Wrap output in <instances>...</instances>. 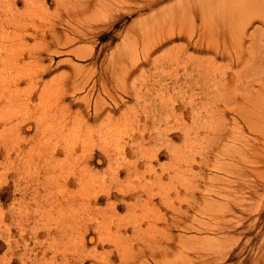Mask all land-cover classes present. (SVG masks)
<instances>
[{"label": "rangeland", "instance_id": "obj_1", "mask_svg": "<svg viewBox=\"0 0 264 264\" xmlns=\"http://www.w3.org/2000/svg\"><path fill=\"white\" fill-rule=\"evenodd\" d=\"M0 1V22L5 20L3 22V24H5V30L3 27H0V40H9V42L12 39L16 40L13 41V45H10L12 51L9 49V53L7 50H0L2 54H0V67L5 64L9 65L10 62L8 60L10 57L6 55L9 54L11 56L13 54V58L11 57L13 68L9 71L13 70L22 73V78L19 83L13 85V89L14 87H19L16 91L15 89L13 90V94H15V96H13V105L21 106L20 110H16L17 108L15 107H13V110H8L5 107L9 105L5 100V96L9 95L11 91L7 89L2 90L1 94H3V96L0 97L2 112H0V116L2 115L1 117L5 119L8 116H12L11 119H7L9 121L8 125L10 123L13 126L17 125L15 128L20 125V133L23 129L25 130L21 133V137H13V145L17 149L18 146L23 145L32 147L31 144L34 145L37 141V143L40 142V144L44 146V149L41 148L40 150L41 153L52 156L56 161L58 160L54 163L53 167L48 165L50 168L44 164L43 166L37 165L38 163H36L35 158L33 162L27 161L29 163H25L24 165L23 163L19 164L15 157L17 152L16 149L13 150V165L8 167L4 160L6 158L5 155H1L3 151L0 146V161L2 162H0V166L3 172V174L0 172V264H21L23 256L24 260H28L31 264L34 262V258H36L37 254L38 258L42 257L46 251L47 244L52 242V240L49 239V234L54 231H60L61 229L62 232H65L66 225L67 228L69 227L67 231H72V229L76 227L75 230L79 232L78 234L83 231V235L87 233L86 236L95 238L94 243L87 241V245L84 244L83 246L85 242L81 241L83 237H80L81 244L78 245L80 247L76 244V248H74L72 252L70 251L71 253L75 252L76 255L80 252L77 257L82 259V264H91L93 262H96V264H255L254 261L257 255L262 252L260 250L264 247V40L257 44V48L250 49L251 41L247 40L245 35L243 37L242 32L244 28L250 24V21L252 19L255 20L256 17H259L260 20L254 22L250 31H255L256 28H261V26L264 25V0H226L222 9L221 7V10L219 9L220 15L238 13L237 15L240 17L230 22L225 35L216 32L214 29L213 24L215 20H211V18L215 16L216 13L211 11V14H214L210 15L207 37L204 39V45L207 50L204 53H198L195 52L194 49H191L190 54L192 53V56L187 57L188 60L190 58L189 62L185 61L184 57L177 54V50V52L169 51L168 48L155 50L158 38L164 35L165 32L162 27L161 29L159 27L160 18L156 17V15L149 18V16L155 13V9L157 10L165 7L167 10H170L174 3L179 4L178 2L181 0H168L161 5L155 6L153 10L140 7L143 2H148V0H141V3L139 1L136 2V0H130V2L125 3L127 8L126 11H121L120 8L110 9L109 6L116 5L115 3L119 4L118 2H112L115 0H100V4L98 0H73V2L70 0V3H65V1L61 5H57L55 0H34V3H30L29 0L27 2L26 0H5L7 3L4 0ZM86 1L88 3H86ZM110 1L112 3H110ZM77 2L80 3L76 4ZM93 2L95 3L92 4ZM108 2L110 4H108ZM35 3H38V5L36 6ZM43 5H45L46 8ZM9 6L11 8L7 9ZM29 7H32V9L30 8L31 11ZM4 9H7V11ZM24 9H26L25 12L27 11V14L24 12ZM118 11L121 12L118 13ZM29 12H31V14H29ZM41 13L43 16L39 15ZM111 13L113 14L110 16ZM28 14L30 15L29 17ZM31 15H33V17L36 15L39 16L37 17L38 20ZM114 15L119 19L113 20L114 18L112 19V16ZM6 16H9V19H7L8 17ZM17 16L18 18L16 19ZM178 21H180V19H178ZM196 23L201 25L202 21L197 19ZM0 26H2V23H0ZM168 26H170V24H168ZM184 27L186 32L190 33L193 27V22L190 18L184 20ZM14 31L15 33H13ZM29 33L31 35H29ZM19 35H21V37ZM68 36L71 38L77 36L81 42H77L72 47H58L56 38L60 37L62 39L61 42H63ZM196 39L197 38H195V40ZM1 41L0 47L3 48ZM176 43H178V45L182 43L185 44L184 41L180 40ZM70 48H79L80 53L85 54L93 50L94 54L88 57L91 59L79 58L77 55L68 52ZM57 49L60 54L56 53ZM222 54H224V57H222ZM1 57L5 59V64H3L4 59L2 61ZM136 62L140 64L139 68L136 67ZM253 63H256L254 70L245 69ZM190 68L191 71L193 70L192 68H194L192 72L194 79H192L190 83H183V86H175L176 82H173V76L176 77V75L179 74L180 78H183V76H185L183 73L186 70H190ZM106 71H108L109 76L108 84L103 87L102 84L98 82V84L92 88L93 81L100 78ZM129 72L131 76L128 77ZM202 73L203 76H201ZM208 73L211 78L207 76ZM89 76H94L92 77L94 79L91 85L87 86V88L84 89L85 91L78 93L77 99H83L90 95L87 100H89L91 108L89 107V110L86 109L87 101L79 106L76 104L72 107L69 106L71 97L68 95L67 85L73 83L78 78L85 79ZM221 80L229 84V87H227L229 91L222 87V85L220 91L218 90L219 88H217L218 85L214 87L215 84H219ZM197 81H200V84ZM4 84L6 85L7 83ZM190 84L193 85L190 86ZM249 84L250 87L248 86ZM48 88L50 91L52 90L51 94L48 93L50 92ZM44 90L48 91L46 92ZM177 90L179 93H177ZM193 91L196 92L194 97ZM253 91H255L254 99L244 98V96H251L250 94ZM137 92L141 93L138 94ZM43 93L47 94L46 98L51 97L49 101L45 99ZM185 93H188L189 97L191 96L190 98L193 100L191 103L193 104L187 99L186 101L184 100L182 95ZM207 93H210V97L213 101L211 104L206 102L202 105L203 101L200 97L203 95L205 96V94L207 96ZM44 103L47 104L46 109L38 108L40 104ZM95 103H98L100 109L103 108L99 111L101 114L99 113L96 118L101 116L97 120L90 121V123L84 126V122L81 121L87 118V111L90 112L89 116H91L92 119L96 116ZM84 105H86V108ZM66 106L67 108L69 106L67 111L65 110ZM106 107L109 108L107 109ZM21 108L25 109L24 112ZM123 110L125 113H123ZM192 111L196 114L199 112L202 115L200 114L201 116H198L192 113ZM110 112L114 114L112 115L113 118L110 123L113 124L114 122L115 125L107 121L109 116L112 117ZM79 113L81 114L80 116ZM124 114H126L127 117ZM132 115L135 116L132 117ZM117 117L119 120L116 119ZM80 118L83 119L81 120ZM104 119L106 120L104 121ZM126 119L132 121L134 127L131 122L127 121L130 123V126H128L129 124L127 125ZM37 121H39L38 124ZM106 122L108 125H111V128L114 126L112 130H109L110 135L112 134L111 146L118 145L119 147L120 144L122 147L119 149L126 148L125 151H127L129 156L127 162L130 164L124 161L126 166L123 160L120 162V165L124 166V168L123 166L121 167L122 169L120 166L118 167L117 164L115 168L112 164L114 162L113 159L110 160L101 153L103 145L101 142H97L100 136L91 133V130L95 132L104 127L110 128V126L105 124ZM101 124L106 126H102ZM81 125H83L81 128H87L85 129L87 133L84 134V132L82 137L81 133L83 131L78 130V127ZM126 126L127 128H125ZM38 127L42 128L39 134L36 130ZM119 127L120 129L121 127L124 128L123 130L121 129L123 132ZM188 127H190L191 130H189ZM67 128L71 129V135H76V140L77 137L80 136V140H77L80 144H76L77 141H74L72 136L65 134V129ZM18 130L19 128H17L16 132H18ZM115 130L119 132V134H117ZM124 131H126L125 134ZM78 132H81L80 135ZM189 133L192 135L188 137L187 141V137L184 136ZM13 134L16 133L13 132ZM92 135L95 136L94 139L96 140L94 142L97 144L91 143L93 145L92 147L90 143H88L90 146L87 145V142L83 143L86 145L85 147L89 146V149L88 147L85 148L82 146V142H85L83 137L85 136L88 140L89 136L91 137ZM49 137L50 139L52 138L51 141H49ZM61 138L69 139L71 141L70 146H68L69 143L66 145L64 143L62 145L61 142L57 141ZM114 138L120 139L121 142L118 140L114 141ZM91 140L92 139H90V142H92ZM170 143L171 145H169ZM53 145L56 146V149ZM163 145L164 147H162ZM143 146L145 151L143 150ZM170 146L171 149H169ZM67 147H69V149L75 147V150L72 148L73 150L66 151ZM83 148H85V150H91V152H93L92 155L97 154V157H93L94 160L88 158L86 163H82V152H85L83 153L84 157L85 155L86 157L87 155H89V157L91 155V152L90 154H86L87 150L83 151ZM115 148L117 147L115 146ZM172 149H174L173 151H176L177 154H174ZM168 150H171L173 153H170ZM70 151H74L75 153H70ZM153 152L157 155H154ZM30 153L28 152L26 156L31 158L32 152ZM66 153H69V156H66ZM150 154L155 157L152 155L150 156ZM35 155L36 153L33 157ZM79 155H81V157ZM156 156H158V158H156ZM76 157L78 159H75ZM66 158H69L70 161ZM154 158L156 160H153ZM149 159L153 161L150 163ZM75 160H77V162L81 161V163H77ZM110 161H112V163ZM133 161L135 162L133 163L134 166L131 164ZM73 162H76L77 165L75 164V166H72L71 164H73ZM149 163L152 166L149 165ZM87 165L89 169L86 167ZM108 166L112 169H110L111 173L108 172ZM128 166L131 167L130 169H132L133 172L128 170ZM36 168L37 170H35ZM84 169L85 171L87 169L88 177L85 176ZM147 169H149L148 171H152H150V173H153V176L146 171ZM31 170H35V172ZM116 170H118V172L121 170L118 173V177L120 178L113 177L112 171L115 173ZM137 171H139L138 174L141 177L143 176L142 178L144 180L141 179L139 175V177L136 176L135 173ZM30 172L32 176L29 177V175H31L29 174ZM74 172L76 175L73 174ZM89 172H94L93 179H91L92 176L89 177V174H91ZM95 172H98L97 174L100 176L96 177L97 174ZM155 173L157 175L156 177L154 176ZM82 174L85 178L87 177L86 181L89 184L86 185V183L83 185L90 186L89 188L93 191L90 190V192L88 191L89 189L86 190L88 187L86 188L82 184L81 187L79 184L73 183L74 186H70L69 188L60 184L64 176L68 175L73 178L77 175L81 177ZM39 175H42V177ZM115 175L117 176V174ZM84 176H82L83 180L85 179ZM154 178L155 181L153 182ZM129 179L133 185L131 183L129 184ZM243 179L249 185L258 189V191H254L253 194L250 191L245 194V197L248 199V204H253L255 206L254 210L251 212L252 215L250 212H242L237 206L239 197L241 196V193L238 191L239 183L242 182ZM149 180L152 181L149 182ZM102 181L106 184L110 183V185H107L110 188L112 187L113 194H118L119 197H113L112 199L103 197L98 203H95L96 195L101 194V192L103 193L106 188L101 189L98 186ZM116 181L117 183L119 182V184H116ZM125 182H128L130 186L126 187L125 185L127 184ZM39 183L42 186H40V188L46 190V192H49L48 189L52 192L51 188L53 187V190H56L55 193L53 191L55 194L53 197L55 200L59 197L57 201L54 202V198L52 199L53 203L49 201L45 196H42L43 191L39 194L37 185ZM49 183H51V186ZM54 183L60 185L62 189L59 190L60 187H57L58 185ZM157 183L159 184L157 185ZM123 184L125 185L122 186ZM104 186L105 184L101 187ZM148 186L153 188V194L159 195H155L157 198H154L159 204L157 207L154 204L155 200L153 204L147 203V200L145 201L147 197L143 192V194L141 193L144 195L142 198L145 199H130L131 196L129 195L137 194V189H149ZM165 186H167V189ZM44 187L46 188L44 189ZM84 187L86 191L83 189ZM117 187H123L122 190L126 189L125 191L128 189L129 193L128 191L126 192L129 194H127L128 197H124V199L122 197L124 190L121 192L118 188L119 190L117 191L115 190ZM161 188H163L162 190L170 191V193L166 192L168 196L170 195L168 201L163 200L160 194L157 193V191L160 192ZM57 189L59 191H57ZM67 189L69 190L66 193L62 191H66ZM72 190H77L74 192L76 194H73L75 197L69 195L71 192L73 193ZM162 190L160 193L165 192H162ZM61 191L63 195L64 193L66 194L63 196L65 198L60 197L62 194ZM87 191L91 193L89 195L96 194L95 197L92 196V198H89L88 193L86 194ZM66 196L68 201L72 199V202H70V204L72 203L71 205L78 202L76 203L77 205L72 207L73 209H75V206L78 207L77 211L78 209L81 210V212L79 210V213H81L80 215H83L82 213L84 211V216H82L84 218H80V216L77 215L79 213L75 210L77 214L72 213L74 217L75 215L78 216V218L77 216L75 217L77 221L74 222L75 219H71L73 214L70 212L74 210H72L70 204H68L69 202H67ZM80 197L82 199H80ZM37 199L40 200V203H37ZM43 199L44 201H42ZM87 199H90V204ZM73 200L77 201L74 202ZM112 200L116 201L117 205H114V203L111 205L113 202ZM82 201L89 206L87 205V207H85L86 205L84 206L83 204V206L80 207L81 205L79 206V204H82ZM109 202L111 203L108 204ZM131 202L132 204L136 203V205L133 204L132 206L130 204ZM140 205L142 207H140ZM52 206L57 209L59 206H62V208L65 207L64 209L61 208V211H66L65 209L70 207L71 209H69L70 212L68 213H70V215L72 214V216H69L71 220L67 218L68 220L63 221L62 224L60 219H66L69 215L63 211L64 213L62 214L66 215V217H61L59 219L60 215L63 216L62 214H58L59 216L57 214L54 216L53 214L54 217L52 218L56 219V217H58V219L57 221H51L52 218L49 215L47 216V214L50 211L53 212L52 209L54 210V208ZM96 206H101L102 209L108 206V208H105L106 212L105 210L101 211V207L98 208L97 211L100 210L101 214L103 212V217L108 215L111 217V219L110 217H105L107 225H110L109 227L111 229L108 226H105L108 228L104 227L103 224L106 225V223H104L105 219L103 220V217L99 219L96 218L99 222L97 223L94 217L102 215L100 212L97 214V211L94 209ZM110 206H113L114 209ZM45 208H47V210ZM109 208L113 209V211ZM43 209H45V211ZM86 209L94 210L95 213L89 210L88 213V211H85ZM135 210L136 212H133ZM59 211L60 210H57V212ZM86 212L89 215H87ZM115 212L118 213L115 214ZM130 212L132 214H130ZM109 213L113 215L111 216ZM125 213L130 217H126ZM90 214H94L95 216L93 217L92 215L91 217ZM46 216L49 218L46 219ZM85 216H90V218H85ZM124 216L128 223H125L123 219ZM117 218L120 219L122 224ZM79 219L82 221L80 222ZM86 219L88 220L86 221ZM71 221L73 222L71 223ZM117 221L120 222V226H118L119 222L116 223ZM131 221L135 224L133 223L132 225ZM220 221L223 226L221 225L219 227L220 229L222 227V230L215 229L213 231V224ZM57 222L60 223L56 224ZM76 222L80 225L75 224ZM154 223L155 225L153 226ZM64 224L66 225L63 226ZM111 225L113 226L111 227ZM124 226H128L129 228L126 230ZM151 226L155 227V229ZM77 227L78 229L80 227V229L78 230ZM101 227H104L105 230L100 231ZM216 227L218 228V226ZM250 228V232L244 233ZM110 230L113 232L117 230V232L112 235L113 232ZM167 230L169 232H166ZM103 231L105 233H103ZM89 232L90 235H88ZM116 233L118 234L116 235ZM106 234L110 235L108 236ZM30 235H32V237H30ZM123 235L125 237L128 236L125 239L122 237ZM153 236L159 237H156L158 238L156 239ZM165 236H167V238ZM148 238V243L150 238H152V241L154 240V244L152 242V244L149 243L151 245L148 244L150 248L147 246V243L142 244L145 239V242H147ZM179 238L183 240L181 239L182 241H179ZM43 239L45 244L43 243ZM86 239L87 238H85V241ZM141 239H143L142 242H140ZM101 240L106 243L104 244L105 246ZM157 240H160L159 243L157 242L158 244L156 243ZM127 241L130 242L127 243ZM8 242L10 244L12 243V245L10 246ZM40 242L42 244H40ZM122 242H124L125 245ZM79 243L80 242H78V244ZM116 243H118L119 246L123 245V247H120L121 251L120 249L119 251L117 250L119 248L118 246L115 248L114 245H118ZM211 243L213 247L218 245L222 246L223 250L219 257H216L217 253L214 251V248H211ZM25 244L30 248H26ZM89 244L90 248L87 247ZM161 244L162 246H160ZM164 245H168L169 247L165 246V248H163ZM95 246L98 249L96 250L98 256L104 255V258L106 255L105 252L107 253L109 250L110 254L108 255H111L110 259L108 261L97 260L101 258L97 255H93L95 253L94 250H90ZM151 246H154V248L152 247V249ZM77 247L80 248L81 251H78ZM83 247L86 248L87 252H90L81 255ZM155 248L158 249V251ZM127 249L129 252L127 253L130 254L129 256L131 258L134 253L136 254L134 259H128L129 256L126 255ZM54 251L56 252V250L52 248V250L47 251L49 254L44 256L51 258L50 255H53ZM91 251H93V254ZM98 251L101 252L98 253ZM119 252L124 254H122L124 261ZM80 255L83 258L80 257ZM94 256L96 259L91 258ZM156 257H158V259ZM28 258L31 259L29 260ZM156 260L158 261L156 262Z\"/></svg>", "mask_w": 264, "mask_h": 264}, {"label": "bare ground", "instance_id": "obj_2", "mask_svg": "<svg viewBox=\"0 0 264 264\" xmlns=\"http://www.w3.org/2000/svg\"><path fill=\"white\" fill-rule=\"evenodd\" d=\"M5 1V0H4ZM7 1V0H6ZM5 1V2H6ZM28 0H26V2H27ZM36 1V0H35ZM34 0H29V2L31 3V2H35ZM66 1V2H65ZM80 1V0H79ZM84 1V0H83ZM96 1V0H95ZM99 2V4H100V0H98ZM140 2L141 3V0H136V2ZM166 1H168V0H148V2H143L142 4H141V8H148V9H150V10H153L154 9V7L155 6H158V5H161V4H163V3H165ZM225 1L226 0H181V1H179L178 3L179 4H176V3H174L173 5H172V7H171V9L170 10H167V8H165V7H162V8H159V9H155V13L152 15V16H149V18H151V17H153V16H155L156 15V17H158V18H160V20H159V27H160V29H161V27H162V29H163V31L165 32V34L164 35H162L161 37H159L158 38V40H157V44L155 45V50H160V48H168L169 49V51H172V52H177L178 51V53L177 54H179L181 57H184L185 58V61H188L189 62V60H190V58H189V60H188V58L187 57H190V56H192L191 54H190V51H191V49H194L195 50V52H198V53H204V52H206V48H205V41H204V39H206V37H207V32H208V28H209V20H210V15H212V14H214V13H216V15L215 16H213L212 18H211V20H215V23L213 24V27H214V29L216 30V32H218V33H220V34H223V35H225V32H226V30H227V28H228V26L230 25V22H232V20H234V19H238L240 16L239 15H237L238 13H229V14H224V15H220V13H219V11L222 9V7H223V5H224V3H225ZM44 2H46V1H44ZM55 2H56V4L57 5H61V4H63V2H65V3H70V0H55ZM72 2H73V0H72ZM75 2V1H74ZM103 2V1H102ZM112 2H118L119 4H117V3H115L116 5H113V6H109V8L110 9H116V8H120V10L121 11H126V6H125V3L126 2H130V0H115V1H112ZM111 1H110V3H112ZM132 2V1H131ZM0 3H1V1H0ZM7 3V2H6ZM41 3V2H40ZM78 3H80V2H77L76 4H78ZM86 3H88L87 1H86ZM91 3V2H90ZM89 3V4H90ZM95 2H93L92 4H94ZM104 3V2H103ZM109 2H108V4H110ZM29 4V3H28ZM36 4V3H35ZM42 4V3H41ZM75 4V3H74ZM82 4V3H81ZM91 4V5H92ZM17 5V4H16ZM38 5V3L36 4V6ZM84 5H85V3H84ZM27 6V5H26ZM25 6V7H26ZM33 6H35V5H33ZM44 7H45V5H43ZM1 7V6H0ZM18 7V6H17ZM105 7V6H104ZM108 7V6H107ZM220 7H221V9H220ZM4 8V7H3ZM2 8V9H3ZM11 7L9 6L7 9H10ZM32 9V7H29V9ZM33 8H35V7H33ZM41 8V7H40ZM46 8V7H45ZM109 8H107V9H109ZM7 9H4L5 11H7ZM17 9H19V8H17ZM28 9V10H29ZM31 9H30V11H31ZM79 9V8H78ZM220 9V10H219ZM25 10L26 9H24V12H25ZM12 11V10H11ZM17 11V10H16ZM34 11H35V9H34ZM45 11V10H44ZM121 11H118V13H120ZM211 11L212 12H214V13H212L211 14ZM19 12V11H18ZM17 12V13H18ZM24 12H23V14H24ZM27 12V11H26ZM25 12V13H26ZM41 12V11H40ZM21 13V12H20ZM36 13V12H35ZM38 13V12H37ZM2 14V13H1ZM5 14V13H4ZM27 14V13H26ZM29 14H31V12H29ZM28 14V17L30 16ZM113 13H111L110 14V16L112 15ZM10 15V14H9ZM35 15V14H34ZM38 15V14H37ZM34 16L33 17V15H31L33 18H35V19H37V17H39V16ZM39 15H42V13L41 14H39ZM20 16V15H19ZM43 16V15H42ZM6 17H8L7 19H9V16H6ZM24 17H25V15H24ZM109 17V16H108ZM119 17V16H118ZM18 18V16L16 17V19ZM114 18V19H113ZM186 18H190L191 20H192V22H193V27H192V29L190 30V33H188V32H186V30H185V27H184V20L186 19ZM2 19V18H1ZM4 19V18H3ZM34 19V20H35ZM41 19H42V17H41ZM112 19L113 20H118L119 18H116V15H114V16H112ZM178 19H180V21H178ZM197 19H200L201 21H202V24L201 25H198L196 22H197ZM250 19V18H249ZM23 20V19H22ZM38 20V19H37ZM256 20H260V18L259 17H256V19L254 20V19H252L251 21H250V24L249 25H247L245 28H244V31L242 32V34H243V37H244V35L247 37V40H250L251 41V46H250V49H253V48H257V44H259V43H261L262 42V40H264V25L263 26H261V28H256V30L255 31H250V28L254 25V22L256 21ZM5 21V20H4ZM3 21V22H4ZM8 21V20H7ZM29 21V20H28ZM3 22H0V23H2V26H0V27H3L4 28V30H5V24H3ZM20 22V21H19ZM35 22V21H34ZM33 22V23H34ZM16 23V22H15ZM32 23V22H31ZM20 24V23H19ZM22 24V23H21ZM70 24V23H69ZM168 24H170V26H168ZM263 24H264V22H263ZM13 25V24H12ZM72 26V25H71ZM27 28H28V26H27ZM70 28V27H69ZM64 29V28H63ZM23 30V29H22ZM25 31V30H24ZM23 31V32H24ZM95 31H97V30H95ZM3 32V31H2ZM10 32V31H9ZM13 33H15V31L13 32ZM25 33H26V31H25ZM11 34V33H10ZM21 34V33H20ZM73 34V33H72ZM82 34V33H81ZM101 34V33H100ZM29 35H31L30 33H29ZM88 35V34H87ZM10 36V35H9ZM20 37H21V35H19ZM94 37H95V35H94ZM3 38V37H2ZM195 38H197L196 40H195ZM64 39V38H63ZM1 40H3V41H1ZM0 41H1V44H2V46H3V48H1L0 50H9V49H11V46L10 45H13V41H16V40H10V42H9V40H4V39H1ZM61 38L60 37H58V38H56V41H57V45H58V47H60V46H62V47H72L74 44H76L77 42H81V40H79V38H77V36L76 37H73V38H71V37H66L65 39H64V41L63 42H61ZM184 41L185 42V44H180V45H178V43H176L177 41ZM176 44V45H175ZM177 50V51H176ZM11 51H12V49H11ZM57 51H58V49H57ZM56 51V53L57 54H60V52L58 51L57 52ZM3 52H5V51H3ZM10 51H8V53H9ZM52 52V51H51ZM55 52V51H54ZM69 53H73V54H75V55H77L79 58H87V59H91V58H88L89 56H93V54H94V51L92 50V51H90L89 53H80V50H79V48L78 49H74V48H70V50L68 51ZM195 52L193 51V53H194V55H195ZM1 54V53H0ZM12 54V53H11ZM2 55V54H1ZM6 56H8V57H10V59L8 60L9 62H10V64L9 65H6L4 62H5V59H4V61H3V59H2V57H1V60L3 61V64H5V65H3V66H1L0 67V97H2L3 96V94H1V91L2 90H10L11 92H10V94L9 95H6L5 96V100L8 102V104L9 105H6L5 107L8 109V110H13V107H15V108H17L16 110H20V107L21 106H19V105H17V106H15V105H13V96H15V94H13V90L15 89V91H16V89H19V87H14V89H13V85H17L18 83H19V81L21 80V78H22V73L21 72H16V71H9L10 69H12L13 68V61L11 60V57L13 58V54L10 56L9 54H7ZM222 57H224V54H222ZM94 58V57H93ZM194 58V57H193ZM198 60H200V59H198ZM7 61V62H8ZM6 62V63H7ZM2 63V62H1ZM135 65H136V67L137 68H139V66H140V64L139 63H135ZM198 66H201V65H198ZM255 67H256V63H253V64H251L250 66H248V68H245V69H248V70H254L255 69ZM195 68V67H194ZM194 68H192L193 70H194ZM199 68V67H198ZM196 69V68H195ZM205 69V68H204ZM203 69V70H204ZM193 70L191 71V68H190V70H186L184 73H183V75H185V76H183V78H180V75L179 74H177L176 75V77L175 76H173V82H176L175 83V86H183V83H185V82H188V83H190V81L192 80V79H194V76H193V74H192V72H193ZM202 70V69H201ZM206 70V69H205ZM198 71V70H197ZM207 71V70H206ZM205 72V71H204ZM161 73H163V72H161ZM201 73V72H200ZM206 73V72H205ZM92 75V74H91ZM94 75V74H93ZM210 74L208 73V75L207 76H209ZM129 76H131V73L129 72L128 73V77ZM201 76H203V73L201 74ZM92 77H94V76H89V77H87V78H85V79H81V78H78V79H76V81H74L73 83H69L68 85H67V92H68V95H69V97H71V100H70V103H69V106H73L74 104H76V105H82L83 104V102L85 103L86 101V105H87V108H86V105H84L85 106V108L86 109H88L89 110V107H90V105H89V100H87V98H88V96H90V95H88L87 96V94H86V96L87 97H85L86 98V100H85V98H83V99H77V94L78 93H80V92H82V91H85L84 89H86L87 88V86H89V85H91V82L93 81V79L94 78H92ZM95 77H96V75H95ZM196 77V76H195ZM204 77H205V75H204ZM108 78H109V76H108V71H106L104 74H102V76L100 77V78H98V79H96V80H94L93 81V86H92V88L93 87H95V85H97L98 84V82H100L101 84H102V86L103 87H105V85H107L108 84ZM161 78V77H160ZM207 78V77H206ZM209 78H211L210 76H209ZM157 80H159V79H157ZM168 80V79H167ZM206 80H208V79H206ZM166 81V80H165ZM195 81V80H194ZM209 81V80H208ZM208 81H206L207 83H209ZM164 82V81H163ZM197 82H199V84H200V81H197ZM196 82V83H197ZM221 82H222V84H221ZM4 83H7L6 85L4 84ZM165 83V82H164ZM187 84V83H186ZM210 84H211V82H210ZM189 85V84H188ZM191 85H193V84H190V86ZM213 85H214V83H213ZM213 85H212V87H213ZM217 85H218V87H217ZM219 85H220V87H219ZM221 85H222V87H224L227 91H229L228 90V88L227 87H229V84L225 81L224 82V80H221L220 82H219V84H215V86L214 87H217V88H219L218 90L220 91L221 90ZM166 86V85H165ZM175 86H174V88H175ZM210 86V85H209ZM249 87H250V84L248 85ZM193 87V86H192ZM196 87V86H195ZM201 87H203V86H201ZM182 88V87H181ZM210 88V87H209ZM49 89V88H48ZM97 89V88H96ZM201 89V88H200ZM214 89V88H213ZM162 90H163V88H162ZM174 90V89H173ZM180 90V89H179ZM195 90V89H194ZM201 90H203V89H201ZM208 90V89H207ZM44 91H48V90H44ZM49 91H50V89H49ZM52 91V90H51ZM51 91L50 92H48V93H50L51 94ZM175 91V90H174ZM178 91V90H177ZM89 92H90V89H89ZM192 92V91H191ZM209 92V91H208ZM93 93V92H92ZM110 93V92H109ZM138 93V92H137ZM141 93V92H140ZM140 93H138V94H140ZM162 93V92H161ZM177 93H179V91L177 92ZM195 93L196 92H194L193 91V97L195 96ZM203 93V92H202ZM221 93V92H220ZM223 93V92H222ZM257 93H259V92H257ZM44 94V96H45V99L47 100V101H49L50 100V98L51 97H49V98H46L47 97V94H45V93H43ZM181 94V93H180ZM113 95V94H112ZM164 95V94H163ZM222 95H224V94H222ZM251 96H244V98H253L254 99V95H255V91H253L251 94H250ZM110 96V95H109ZM225 96V95H224ZM182 97H184V100L186 101V99L191 103V102H193V100H191V96L189 97L188 96V93H185V94H183L182 95ZM189 99H188V98ZM230 97H232V96H230ZM90 98V97H89ZM200 98H202V105L203 104H205L206 102L207 103H209V104H211L212 103V99H211V97H210V93H207V96H206V94H205V96L203 95V96H201ZM91 99V98H90ZM140 99V98H139ZM172 99V98H171ZM198 99V98H197ZM138 100V99H137ZM166 100V99H165ZM215 100H217V99H215ZM115 101V100H114ZM184 101V102H185ZM97 102V101H96ZM125 102V101H124ZM103 104V103H102ZM116 104H117V102H116ZM191 104H193V103H191ZM39 105V104H38ZM37 105V106H38ZM95 105V110H96V116H95V118H91V116H89L90 115V112L89 111H87V114H88V116H87V118H85V119H83L84 117V115L82 116L83 118H80L81 120L83 119L84 121H81V122H84V126L87 124V123H90V121H93V120H97L100 116H98V118H96L97 117V115H99V111H101L102 109H100V107H99V105H98V103H95L94 104ZM118 105V104H117ZM126 105V104H125ZM124 105V106H125ZM157 105V104H156ZM28 106V105H27ZM26 106V107H27ZM69 106H68V108H69ZM108 106H109V104H108ZM111 106V105H110ZM83 107V106H82ZM112 107V106H111ZM116 107H118V106H116ZM157 107V106H156ZM210 107V106H209ZM38 108H41V109H46L47 108V104L46 103H44V104H40V106L38 107ZM68 108H67V106H66V111L68 110ZM91 108V107H90ZM107 108V107H106ZM109 108V107H108ZM107 108V109H108ZM23 108H21V110H22ZM127 109V108H126ZM130 109V108H129ZM147 109V108H146ZM24 110L25 109H23L22 111L24 112ZM92 110V109H91ZM131 110V109H130ZM129 110V111H130ZM148 110V109H147ZM111 111V110H110ZM113 111V110H112ZM124 111V110H123ZM0 112H2V107H1V103H0ZM13 112V111H12ZM148 112V111H147ZM111 113V112H110ZM123 113H125V111L123 112ZM127 113V112H126ZM130 113H131V111H130ZM137 113V112H136ZM192 113H194L193 111H192ZM101 114V113H100ZM103 114H104V111H103ZM119 114H120V112H119ZM121 114H122V112H121ZM148 114V113H147ZM194 114H196V113H194ZM201 113H197L196 115H198V116H201L200 115ZM81 114L79 113V116H80ZM112 115H114V114H112L111 113V116ZM126 117H127V115L126 114H124ZM136 115V114H135ZM135 115H132V117L133 116H135ZM2 116V115H1ZM0 116V142H1V144H0V146H1V150L3 151V152H1L2 154L1 155H5V162H6V164H7V166L8 167H10V166H12L13 165V150H16L17 148L13 145V137L14 138H17V137H21V133L22 132H24L25 130L23 129V131L20 133L19 131H20V125L17 127V128H19V130H18V132H16L17 131V128H15L16 126H13L11 123L8 125V123H9V121L7 120V119H11L12 118V116H8L6 119L5 118H3V117H1ZM118 116V115H117ZM86 117V116H85ZM115 117V116H114ZM119 117V116H118ZM118 117L116 118V119H118ZM124 117V116H123ZM113 118V116L112 117H108V120L107 121H109V123H110V121H111V119ZM135 118V117H134ZM107 119V118H106ZM106 119H104V121L106 120ZM124 119H125V117H124ZM128 119V118H127ZM126 119V122L127 121H129V122H131L132 124H133V122L132 121H130V120H127ZM197 119V118H196ZM119 120V119H118ZM79 121V122H80ZM133 121H135V120H133ZM25 122V121H24ZM38 122L39 121H37V124H38ZM129 122H127V125L128 126H130V123ZM98 123V122H97ZM103 123V122H102ZM105 124H107V122L105 123ZM110 124H112V123H110ZM113 124L115 125V123L113 122ZM112 124V125H113ZM116 124H118V123H116ZM26 125V124H25ZM28 125V124H27ZM88 125H90V124H88ZM102 125V124H101ZM101 125H100V127H101ZM108 125V124H107ZM136 125H137V123H136ZM135 125V126H136ZM93 126V125H92ZM102 126H106V125H102ZM108 126H110V128H111V125H108ZM132 126V125H131ZM30 127V126H29ZM81 127H83V125H81V126H79L78 127V130L79 131H83L82 133L81 132H78L79 133V135H80V133H81V137H82V134L84 133V134H86L87 133V130H85V129H87V128H81ZM88 127V126H87ZM114 127V126H113ZM112 127V128H113ZM124 127V126H123ZM123 127H121V129L123 130L124 128ZM133 127H134V124H133ZM191 127V126H190ZM190 127H188L189 128V130H191L190 129ZM108 128V129H107ZM107 128H101V130H96L95 132H92V130H91V133L93 134H96V135H98V136H100V139H99V141H97L98 143L99 142H101V144L103 145V147H102V152L101 153H103L104 155H105V157H107L108 159H110V160H112L113 159V163H112V161H110L114 166L117 164V166L119 167L120 166V168L123 166H121L120 165V162H122V160H123V163H124V161H126V163H128L127 162V159L129 158V156H128V154H127V151H125L126 150V148L125 149H119L120 147H122L120 144H119V147H118V145H115L117 148H115V146H111V136H112V134L110 135V133H109V130H112V128L110 129L109 127H107ZM115 128H116V126H115ZM114 128V129H115ZM125 128H127V126L125 127ZM136 128V127H135ZM41 127L39 128H37L36 130H37V133L39 134L40 133V131H41ZM97 129H99V128H97ZM118 129V128H117ZM119 129H120V127H119ZM120 129V130H121ZM129 129V128H128ZM131 129V128H130ZM169 129V128H168ZM77 130V131H78ZM119 130V131H120ZM121 130V131H122ZM170 130V129H169ZM169 130H167V131H169ZM90 131V130H89ZM116 131V130H115ZM115 131H114V133H115ZM121 131H120V133H121ZM166 131V130H165ZM13 132L14 133H16V134H13ZM123 132V131H122ZM125 132L126 131H124V134H125ZM170 132V131H169ZM116 133L117 134H119V132H117L116 131ZM166 133V132H165ZM172 133V132H171ZM36 134V133H35ZM65 134H67L68 136H72V138H74V141L76 140V135H71V129L69 128H67V129H65ZM78 135V134H77ZM123 135V134H122ZM170 135H172V134H170ZM189 135V136H188ZM188 135H186V136H184V137H187L186 138V140L188 139V137H190L192 134L191 133H189ZM25 136V135H24ZM114 136V135H113ZM125 136V135H124ZM123 136V137H124ZM79 137V138H78ZM77 137V140H80V136H78ZM87 137H88V135H87ZM94 137L95 136H89V138L90 139H92L91 141L92 142H90V139L88 138V140L86 139V137L84 136L83 138L85 139V142H82V146H86L85 144H83V143H86L87 142V145H89L90 146V144L92 143V144H97L96 142H94L96 139H94ZM120 137V136H119ZM83 138H82V140H83ZM113 138V137H112ZM168 138V137H167ZM49 139H50V137H49ZM52 140V138L49 140V141H51ZM76 140V141H77ZM87 140V141H86ZM116 140H118V139H115L114 138V141H116ZM46 141V140H45ZM45 141H44V144H45ZM58 142H61L62 143V145L65 143V145L66 144H68V146H70V140L69 139H67V138H61V139H58L57 140ZM74 141H73V143H74ZM119 142H121L120 141V139L118 140ZM188 141V140H187ZM47 142V141H46ZM88 143H90V144H88ZM118 143V142H117ZM26 144V143H25ZM27 144H28V142H27ZM75 144V143H74ZM76 144H80V143H78V141H77V143ZM91 144V145H92ZM168 144V143H167ZM167 144H166V146H167ZM173 144V143H172ZM32 145V147H27V146H18V149H17V152H16V154H15V157H16V161L20 164H22L23 163V165L25 164V163H29V162H27V161H30V162H33L34 161V158H35V160H36V163H38L37 165H42L43 166V164L44 165H49V166H51V167H53V165H54V163H56L57 161L52 157V156H47V154H45V153H41L40 152V150H41V148H43L44 149V146H42L41 144H40V142L39 143H37V141H36V144L34 143V145L33 144H31ZM46 145V144H45ZM48 145V144H47ZM51 145H52V143H51ZM132 145V144H131ZM136 145V144H135ZM165 145V144H164ZM164 145L162 146V147H164ZM169 145H171V143L169 144ZM175 145V144H174ZM173 145V146H174ZM89 146H87L88 147V149H89ZM130 146V145H129ZM134 146V145H133ZM141 146V145H140ZM159 146V145H158ZM157 146V147H158ZM161 146V145H160ZM165 146V147H166ZM172 146V147H173ZM176 146V145H175ZM45 147H48V146H45ZM51 148H52V146H50ZM49 147V148H50ZM53 147H55V149H56V146H54L53 145ZM77 147H78V145H77ZM87 147H85V148H87ZM92 147H93V145H92ZM92 147H91V149H92ZM115 149H114V148ZM137 147V146H136ZM168 147V146H167ZM65 148V147H64ZM68 148V149H67ZM66 148V151L67 150H73L72 148L71 149H69V147H67ZM85 148H83V151H86L85 150ZM98 148H99V146H98ZM141 148V147H140ZM174 148V147H173ZM52 149H54V148H52ZM95 149V148H94ZM133 149V148H132ZM138 149V148H137ZM155 149V148H154ZM169 149H171V146H170V148ZM75 150V149H74ZM101 150V149H100ZM120 150H122V151H120ZM143 150L145 151V148H144V146H143ZM174 149H172V151H173ZM89 150H87L86 152V154H90V152H91V150L88 152ZM92 151H94V150H92ZM133 151V150H132ZM143 151V152H144ZM162 151V150H161ZM169 151V150H168ZM171 150L169 151L170 153L172 152ZM28 152L30 153V152H32V156H31V158L30 157H28V156H26L27 154H28ZM72 152H74V151H72ZM71 151H70V153H72ZM135 152V151H134ZM152 152V151H151ZM174 152V151H173ZM172 152V153H173ZM176 152V151H175ZM174 152V154H177V152L175 153ZM36 153V155L33 157V155ZM75 153V152H74ZM83 153H85V152H82L81 154H82V163H86V160L88 159V158H91V159H93L94 160V158L93 157H97V154H93L92 155V153L93 152H91V155H90V157H89V155H87V157H86V155H85V157H84V154ZM139 153V152H138ZM154 153V155L156 154L155 152H153ZM152 153V154H153ZM157 153H159V152H157ZM31 154V153H30ZM69 154V153H68ZM67 153H66V156L68 155ZM152 154H150V156L152 155ZM72 155V154H71ZM101 155V154H100ZM137 155V154H136ZM154 155H152L153 157H155ZM157 155V154H156ZM69 156V155H68ZM73 156V155H72ZM80 157H81V155H79ZM78 156V157H79ZM92 156V157H91ZM147 156V155H146ZM159 156V155H158ZM158 156H156V158H158ZM33 157V158H32ZM80 157H79V159H80ZM148 157V156H147ZM173 157V156H172ZM70 158V157H69ZM69 158L67 159V160H69ZM72 158V157H71ZM152 158V157H151ZM75 159H78L77 157L75 158ZM3 160V161H4ZM73 160H74V158H73ZM101 160V159H100ZM138 160V159H137ZM150 160V163L153 161V160H156L155 158L152 160V159H149ZM70 161V160H69ZM76 162H77V160H75ZM102 161V160H101ZM109 161V160H108ZM135 161V160H134ZM132 162L131 164L134 166V164L133 163H135V162ZM1 162V161H0ZM65 162H66V160H65ZM76 162L74 163L73 162V164H71L72 166H75V164H76ZM130 162V161H129ZM2 163V162H1ZM1 163H0V165H1ZM59 163V162H58ZM57 163V164H58ZM61 163V162H60ZM67 163H68V161H67ZM77 163H81V161H78ZM102 163V162H101ZM110 163V164H111ZM149 163V165H151ZM109 164V165H110ZM125 164V163H124ZM128 164H130V163H128ZM77 165V164H76ZM79 165H81V164H79ZM101 165V164H100ZM112 165V166H113ZM126 165V164H125ZM38 166V167H39ZM41 166V167H42ZM48 166V167H49ZM114 166H113V168H114ZM127 166V165H126ZM136 166V165H135ZM152 166V165H151ZM82 167H83V165H82ZM86 167H88V169H89V166L87 165ZM129 167V166H128ZM47 168V167H46ZM50 168V167H49ZM48 168V169H49ZM108 168H109V166H108ZM115 168H116V166H115ZM123 168H124V166H123ZM131 167H129V171H131V172H133V170L132 169H130ZM136 168H137V166H136ZM136 168H135V170H136ZM92 169V168H91ZM90 169V170H91ZM111 167L109 168V171L108 172H110L111 170ZM122 169V168H121ZM127 169V168H126ZM35 170H37V168L35 169ZM35 170H31V171H34L35 172ZM127 170V171H128ZM149 169H147L146 171H148ZM84 171H85V169H84ZM121 171V170H120ZM119 171V172H120ZM151 171V170H150ZM150 171H148L149 173H150ZM0 172L3 174V172L1 171V166H0ZM28 172H29V170H28ZM69 172V171H68ZM82 172V171H81ZM81 172H80V174H81ZM113 172V177H118V170H116L115 171V173H114V171H112ZM117 172V173H116ZM123 172V171H122ZM152 172V171H151ZM0 173V174H1ZM37 173V172H36ZM89 173H91V174H89V177L90 176H92L91 177V179H93L94 177H93V175H94V172H89ZM96 174L98 173V172H95ZM111 173V172H110ZM109 173V174H110ZM139 171H137L135 174H136V176H138L139 174ZM29 174H31V172L29 173ZM38 174V173H37ZM37 174H36V176H37ZM73 174H75L76 175V173L74 172ZM84 174V173H83ZM81 175V177H79L78 175L77 176H74L73 178H71L70 176H64V178H63V180L61 181V183L60 184H62V186H66V187H70V186H74L73 185V183H76V184H79L80 186H81V184L83 185V184H86V185H89L88 184V182L86 181V178L88 177V171H87V169H86V171H85V176H87L86 178H85V176L84 175ZM115 174H117V176L115 175ZM142 174V173H141ZM144 174V173H143ZM151 175L153 174V173H150ZM103 175H104V173H103ZM106 175V174H105ZM111 175V174H110ZM115 175V176H114ZM134 175V174H133ZM145 175H147V174H145ZM150 175V176H151ZM30 176H32V174L31 175H29V177ZM39 176H41L42 177V175H39ZM82 176H84V180H83V177ZM98 176H100L99 174H97V176L96 177H98ZM109 176V175H108ZM140 176V175H139ZM138 176V177H139ZM153 176V175H152ZM155 177L157 176L156 175V173H155V175H154ZM34 177V176H33ZM105 177H107V176H105ZM112 177V176H111ZM112 177V178H113ZM135 177V176H134ZM143 177V176H142ZM141 176H140V178L141 179H143ZM32 178V177H31ZM34 178H37V177H34ZM40 178V177H39ZM102 178H103V176H102ZM102 178H100V179H102ZM112 178H110V179H112ZM118 178H120V177H118ZM130 178V177H129ZM137 178V177H136ZM97 179V178H96ZM100 179H99V181H100ZM127 179V178H126ZM140 179V180H141ZM156 179H158V178H156ZM33 180V179H32ZM39 180V179H38ZM113 180V179H112ZM111 180V182L113 183V181ZM117 180V179H116ZM125 180V179H124ZM132 180V179H131ZM144 180V179H143ZM146 180H147V178H146ZM127 181V180H126ZM150 181H152V180H149V182ZM155 181V178H154V180H153V182ZM105 182H106V180H105ZM114 182H115V180H114ZM122 182H124V181H122ZM121 182V183H122ZM90 183V182H89ZM101 183V184H100ZM99 184L101 185V186H103V184H105V186L104 187H101L100 185H98L101 189L103 188H105V190H104V192L102 193L101 192V194H99V192H98V194L99 195H96V198H95V203H98L103 197H105V198H108V199H112L113 197H116V198H118L119 197V195L118 194H116V195H114L113 194V192H112V187L110 188L108 185H110V183H103V181L102 182H100ZM103 183V184H102ZM120 183V184H121ZM126 183V182H125ZM132 184V182L130 181V179H129V184ZM48 184V183H47ZM46 184V185H47ZM51 183H49V185H50ZM55 184V183H54ZM95 184H97V183H95ZM116 184H119V182L117 183V181H116ZM127 185H125V184H123L122 186H126V187H129L130 185L128 184V182L126 183ZM159 183H157V185H158ZM38 185V191H39V194L41 193V191H43V194H42V196H45V198H47L49 201H52V199L54 198L53 196L55 195L54 193H55V191L53 190V187L51 188L52 189V192L50 191V189H48L49 190V192H46V190H43L42 188H40V183L39 184H37ZM45 185V186H46ZM55 185H58V184H55ZM86 185H83V186H85L86 188L88 187V186H86ZM109 187H107V186ZM133 185V184H132ZM137 185V184H136ZM155 185H156V183H155ZM51 186V185H50ZM95 186V185H94ZM135 186V185H134ZM140 186V185H139ZM171 186V185H170ZM42 187V186H41ZM48 187V186H47ZM57 187H60V185H58ZM65 187V188H66ZM82 187V186H81ZM85 187L83 188L84 190H85ZM90 187V186H89ZM87 188L86 190H88V191H93L92 189H90V188ZM137 187V186H136ZM135 187V188H136ZM143 187V186H142ZM166 187V189H167V186H165ZM165 187H163V188H165ZM15 188V187H14ZM46 187H44V189H45ZM119 187H117V189H115V190H121V192H123V190H124V192H123V195H122V197L124 198V197H128V193H129V191H128V189H127V191H128V193H126L127 191H125L126 189H123L122 190V188L123 187H121V188H119ZM125 188V187H124ZM138 188V187H137ZM148 188L149 189H145V190H143L142 188H140V189H137L138 191H137V194H134V195H129V196H131L130 197V199L132 200V199H145V198H142L144 195L147 197L146 199H145V201L147 200V203H149V204H153L154 203V200H155V206L157 207L159 204L156 202V199H154L156 196H159L158 194H153L154 193V190H153V188L151 187V186H148ZM152 188V189H151ZM163 188H161L160 189V192H161V190L163 189ZM62 189V187H60L59 188V190H61ZM79 189H80V187H79ZM58 189H57V191H59ZM69 189H67L66 191H64V190H62L63 192H67ZM71 190V189H70ZM85 190V191H86ZM98 190V189H97ZM170 190H171V188H170ZM174 190V189H173ZM37 191V192H38ZM53 191H54V193H53ZM61 191V196L60 197H63L64 195H66L65 193H64V195H63V192ZM73 191V190H72ZM77 191V190H76ZM76 191H73V193L71 194H69L70 196L72 195V196H74L75 197V195H73V194H76V193H74V192H76ZM88 191L86 192V194L88 193ZM90 191V192H91ZM165 190H162V192H164ZM238 191L241 193V196L239 197V201H238V204H237V206H238V209H240L242 212H252L253 210H254V208H255V206L253 205V204H248V199L245 197V194H246V192H248V191H250L252 194H253V192L254 191H258V189H256L255 187H253V186H251V185H249L244 179L242 180V182H240L239 183V189H238ZM31 192V191H30ZM88 193V195L89 194H91V193ZM96 192V191H95ZM120 192V193H121ZM144 193V195H142L143 193ZM146 192V193H145ZM159 191H157V193H159L160 194V197H162V199L163 200H167L168 201V198L170 197V195L168 196V193H170V191L168 192V191H165L164 193H160ZM166 192H168L167 194H166ZM52 193V194H51ZM119 193V194H120ZM142 193V194H141ZM153 195H152V194ZM32 194V193H31ZM86 194H84V195H86ZM128 194V195H127ZM251 194V195H252ZM95 195H89L88 197L89 198H92V196L93 197H95ZM127 195V196H126ZM156 195V196H155ZM251 195H250V198H251ZM59 197H57L56 198V200H55V198L53 199V201L55 202V201H57V199H58ZM63 198H65V197H63ZM157 198V197H156ZM42 199V198H41ZM62 199V198H61ZM80 199H82L81 197H80ZM125 199V198H124ZM65 200V199H64ZM63 200V201H64ZM66 200H67V202H69L68 204H70V202H72V199H71V201H68V199H67V196H66ZM88 200V199H87ZM90 200V199H89ZM88 200V201H89ZM42 201H44V199L42 200ZM53 201H52V203H53ZM58 201H60V200H58ZM74 201V200H73ZM77 200H75L74 202H76ZM84 201V200H83ZM82 201V204H79V206L80 207H82L83 206V204H84V202ZM113 201V200H112ZM111 201V202H112ZM137 201H139V200H137ZM136 201V202H137ZM144 201V202H145ZM73 202V203H74ZM80 202V201H79ZM111 202H109L108 204H110ZM123 202V201H122ZM143 202V203H144ZM166 202V201H165ZM37 203H40V200L39 199H37ZM51 203V204H52ZM58 203V202H57ZM76 203H78V202H76ZM76 203H74L73 205H71L70 204V206H71V208H72V210H74V211H69V209H71L70 207L69 208H67V209H65L66 211H64V210H62L61 211V208H62V206H63V204H62V206H57L58 207V209L55 207H53L54 208V210L52 209V211L53 212H48V214H47V216L49 215L51 218L52 217H54L55 216V214H62V213H64V212H66V214H69L68 215V217H66V215H64V214H62L63 216H61L60 215V217H59V219L61 218V217H66V219H63V220H61L60 219V221L62 222V224H63V221H66V220H68V219H70L69 218V216H72V214L74 213V214H77V212L79 213V210L80 209H78V211H77V208L78 207H76L75 206V209H73V207H74V205H77ZM89 204L91 203L90 201L88 202ZM113 203H114V205L116 204V201H113L112 202V204L111 205H113ZM128 203V202H127ZM123 204V203H122ZM132 206H133V204H132V202L130 203ZM148 204V205H149ZM38 205V204H37ZM49 205V204H48ZM55 205H56V203H55ZM59 205V204H58ZM86 204H84V206H85ZM88 205V204H87ZM87 205L85 206V207H87ZM117 205V204H116ZM119 205V204H118ZM130 205V206H131ZM134 205H136V203L134 204ZM40 206V205H39ZM39 206H37V207H39ZM69 206V205H68ZM73 206V207H72ZM89 206V205H88ZM91 206V205H90ZM109 206V205H108ZM108 206L106 207L105 206V208H108ZM40 207H42V206H40ZM79 207V208H80ZM97 207V206H96ZM94 208L96 211H97V209L98 208H100L101 206H99V207H97V208ZM111 207V206H110ZM137 207V206H136ZM140 207H142L141 205H140ZM60 208V209H59ZM65 207H63L62 209H64ZM89 208V207H88ZM105 208L103 207V209H102V207L100 208V210L102 211H104L105 210ZM111 208H113V206L111 207ZM111 208H109L110 210H112L113 211V209H111ZM124 208V207H123ZM133 208V207H132ZM138 208V207H137ZM136 208V209H137ZM12 209H13V207H12ZM46 210H47V208H45ZM45 209H43L44 211H45ZM93 209V208H92ZM109 209H108V211H109ZM115 209H116V207H115ZM128 209V208H127ZM141 209H143V208H141ZM154 209V208H153ZM156 209V208H155ZM40 210V209H39ZM57 210H60L59 212H57ZM77 212H76V211ZM89 211H91L92 213H93V211L94 210H91V209H88ZM87 209L85 210V211H88ZM97 211V214H99L98 212H100V214H101V211ZM131 210V209H130ZM144 210V209H143ZM142 210V211H143ZM147 210V209H146ZM64 211V212H63ZM89 211H88V213H89ZM115 211H118V210H115ZM149 211V210H148ZM68 212H70V213H72L71 215H70V213H68ZM76 212V213H75ZM80 212H81V210H80ZM105 212H106V210H105ZM104 212V213H105ZM129 212V211H128ZM133 212H136V210L135 211H133ZM44 213V212H43ZM87 212H86V214L87 215H89ZM94 213H95V211H94ZM114 213V212H113ZM118 213V212H117ZM116 212H115V214H117ZM53 214H54V216H53ZM74 214H73V217H71V219L73 218V220H74V222L75 221H77V218H78V216H80V218H84V217H82V216H84V211H83V215H80L81 213H79V214H77V215H75V217L77 216V218H75L74 217ZM85 214V215H86ZM110 215H111V213H109ZM127 214H129V213H127ZM130 214H132L131 212H130ZM129 214V215H130ZM56 215V216H57ZM91 215V214H90ZM93 215V217L95 216L94 214H92ZM92 215H91V217H92ZM102 216H95L94 218L96 219V218H100V217H103V212H102V214H101ZM113 215V214H112ZM111 215V216H112ZM124 215V214H123ZM125 215H126V213H125ZM251 215H252V213H251ZM47 216H46V219H48L47 218ZM59 216V215H58ZM120 216V215H119ZM128 215H126V217H127ZM105 217L107 218V217H110L109 215L108 216H104L103 217V220L105 219ZM128 217H130V216H128ZM68 218V219H67ZM85 218H90V216L89 217H86L85 216ZM116 218V217H115ZM121 218V217H120ZM123 218V217H122ZM57 219H58V217H56V219H51V221L52 220H55V221H57ZM70 219V220H71ZM88 219H86V221L88 220ZM110 219H111V217H110ZM114 219V218H113ZM119 221H120V219L119 218H117ZM116 219V220H117ZM124 220H125V223H128V222H126V218H125V216H124V218H123ZM123 219H122V221H123ZM50 220V219H49ZM69 220V221H70ZM80 220V219H79ZM84 220V219H83ZM97 220V219H96ZM128 220H129V218H128ZM82 220H80V222H81ZM92 221L94 222V220H93V218H92ZM100 221V220H99ZM107 220L105 219L104 220V223H106V225L105 224H103L104 225V227L105 226H110V225H107V222H106ZM119 221H117L116 223H118ZM228 221V220H227ZM73 221H71V223H72ZM121 222V221H120ZM120 222L118 223L119 225L118 226H120ZM132 222V221H131ZM136 222V221H135ZM245 222V221H244ZM60 222H57L56 224H59ZM65 223V222H64ZM70 223V222H69ZM96 223V222H95ZM97 223H99L98 222V220H97ZM102 223H103V221H102ZM133 223L134 222H132V225H133ZM157 223V222H156ZM75 224H78V225H80L79 223H75ZM83 224V223H82ZM121 224H122V222H121ZM135 224V223H134ZM55 225V224H54ZM66 224H64L63 226H65ZM98 225V224H97ZM100 225V224H99ZM125 225V224H124ZM149 225H151V224H149ZM155 225V223L153 224V226ZM174 225V224H173ZM176 225H177V223H176ZM222 225V222L220 221V222H217L216 224H213V227H212V230L214 231L215 229L216 230H222V227H221V229H220V227L219 226H221ZM244 225V224H243ZM242 225V226H243ZM59 226V225H58ZM113 225H111V227H112ZM135 226V225H134ZM138 226V225H137ZM136 226V227H137ZM153 226H151V227H153ZM209 226V225H208ZM216 226H218V228L216 227ZM223 226V225H222ZM254 226H255V224H254ZM75 227V226H74ZM81 227V226H80ZM80 227H79V229H80ZM82 227H83V225H82ZM104 227L101 229L100 228V231L101 230H105L104 229ZM108 227H105V228H108ZM121 227H123V226H121ZM125 227V226H124ZM139 227L141 228V226L139 225ZM169 227H171V226H169ZM216 227V228H215ZM244 227V226H243ZM66 229V231L65 232H62L60 229H58V230H60V231H54V232H51L49 235H50V238L49 239H51L52 240V242H54V243H52L51 241V243H48L47 244V248H46V251H45V253L42 255V257H40V258H38L37 256H38V254L36 255V258H34V262H32L31 264H82V259L81 258H79V257H77V255H79V253L76 255V253L74 254V253H71L72 252V250L74 249V248H76V244H77V246L78 245H80L81 244V241H84L85 243H83V246H84V244H86L87 245V241L89 242L90 241V243H94V237H90V236H86V234L87 233H84V235L82 234L83 233V231H81L82 233H80V234H78L79 232H77L76 230H75V228H73L72 229V231H67V229L69 228H67V225H66V227H65ZM71 228V227H70ZM110 228V227H109ZM126 228V230H127V228H129L128 226L127 227H125ZM154 229H155V227H153ZM156 228H158V227H156ZM252 228V227H251ZM251 228L250 229H248L247 231H245L244 233H248V232H250V230H251ZM64 229V228H63ZM77 229H78V227H77ZM78 229V230H79ZM83 229V228H82ZM88 229V228H87ZM111 229V228H110ZM135 229H138V228H135ZM71 230V229H70ZM84 230H85V227H84ZM107 230V229H106ZM35 231H37V230H35ZM35 231H34V233H35ZM109 231V230H108ZM111 232H113L112 230H110ZM139 231V230H138ZM155 231V230H154ZM115 232H117V230H115ZM115 232H113L112 233V235H114V233ZM135 232V231H134ZM166 232H169L168 230L166 231ZM103 233H105L104 231H103ZM122 233V232H121ZM164 233V232H163ZM226 233V232H225ZM118 233H116V235H117ZM39 235V234H38ZM80 235V236H79ZM88 235H90V232H89V234ZM106 235H108V234H106ZM106 235H104V236H106ZM110 235V234H109ZM108 235V236H109ZM152 235V234H151ZM128 236V235H127ZM126 236V237H127ZM168 236V235H167ZM167 236H165L166 238H167ZM224 236V235H223ZM6 237V236H5ZM11 237V236H10ZM30 237H32V235H30ZM36 237H37V235H36ZM83 237V240L81 239V238ZM116 237V236H115ZM123 238H125L126 239V237L123 235L122 236ZM121 237V238H122ZM130 237V236H129ZM153 237H155V236H153ZM156 237H159V236H156ZM155 237V238H156ZM8 238V237H7ZM85 238H87L86 239V241H85ZM107 238V237H106ZM111 238V237H110ZM147 238V237H146ZM164 238V237H163ZM183 238V237H182ZM181 238V239H182ZM48 239V238H47ZM80 239H81V241H80ZM143 239H144V237H143ZM143 239H141V241L140 242H142V240ZM152 238H150V241H149V243H153V241L151 240ZM156 239H158V238H156ZM175 239V238H174ZM180 239V238H179ZM178 239V240H179ZM179 240V241H182V240ZM10 240V239H9ZM8 240V241H9ZM42 240V239H41ZM78 240V241H77ZM109 240V239H108ZM131 240V239H130ZM148 240H149V238L147 239V242H145L146 241V239H145V241L144 242H142V244H144V243H147V246H148ZM170 240V239H169ZM177 240V239H176ZM213 240V239H212ZM218 240V239H217ZM36 241V240H35ZM43 241H44V239H43ZM102 241V240H101ZM213 241H215V240H213ZM28 242V241H27ZM37 242V241H36ZM39 242V241H38ZM48 242V241H47ZM78 242H80L79 244H78ZM113 242V241H112ZM130 241H127V243H129ZM159 243L160 242V240L158 241H156V243ZM212 242V241H211ZM248 242V241H247ZM30 243V242H29ZM44 244H45V241L43 242ZM102 243H103V245L104 244H106V243H104L103 241H102ZM122 243H124V242H122ZM151 243V244H152ZM157 243V244H158ZM8 244L11 246L12 245V243L10 244L9 242H8ZM28 244V243H27ZM27 244H25L26 245V248H28L29 246H27ZM31 244V243H30ZM34 244H36V243H34ZM40 244H42L41 242H40ZM43 244V245H44ZM111 244V243H110ZM114 244H115V242H114ZM116 244H118V243H116ZM121 244V243H120ZM151 244H149V245H151ZM154 244V243H153ZM157 244H155V245H157ZM24 245V244H23ZM86 245H85V247H86ZM97 245V244H96ZM108 245V244H107ZM124 245H125V243H124ZM37 246V245H36ZM35 246V247H36ZM54 246V247H53ZM105 246V245H104ZM115 246V248H117L116 246H118L119 248L117 249L118 251H119V249H120V251H121V248L120 247H123V245L121 246H119V244L118 245H114ZM144 246V245H143ZM157 246H159V245H157ZM156 246V247H157ZM160 246H162V244L160 245ZM165 246L167 247L168 245H164V247L163 248H165ZM23 247V246H22ZM25 247V246H24ZM34 247V246H33ZM49 247V248H48ZM78 247H80V246H78ZM77 247V248H78ZM87 247H89L90 248V244L87 246ZM86 247V248H87ZM126 247V246H125ZM124 247V248H125ZM141 247V246H140ZM139 247V248H140ZM149 248H150V246H148ZM154 248V246H151V248ZM169 247V246H168ZM30 248V247H29ZM52 248H54V250H56V252L54 251V254L53 255H50V257L51 258H47L46 256H44V255H46V254H49V252H47V251H50V250H52ZM84 248V247H83ZM82 248V253H81V255H83L84 253H88V252H90V251H86V248H84L83 249ZM139 248H138V250H139ZM152 248V249H153ZM158 248H162V247H158ZM211 248H214V251L217 253L216 254V257H219L220 256V254H221V252H222V246L221 245H218V246H216V247H213V245H212V243H211ZM21 249V248H20ZM34 249V248H33ZM144 249V248H143ZM156 249V248H155ZM155 249H154V251H155ZM78 251L80 250V248H78L77 249ZM77 250H75V251H77ZM90 250H94L95 251V253L93 254L92 252L93 251H91V253L93 254V255H97L98 256V254H97V251L96 250H98L97 249V247L95 246L94 248H91ZM131 250H134V249H131ZM130 250V251H131ZM140 250H141V248H140ZM139 250V251H140ZM151 250V249H150ZM157 251H158V249H156ZM169 250V249H168ZM22 251V250H21ZM29 251V250H28ZM71 251V252H70ZM81 251V250H80ZM103 251V250H102ZM145 251V250H144ZM162 251V250H161ZM165 251H167V250H165ZM260 251H262L260 254H258L257 255V257H256V259H255V261H254V263L255 264H264V247H262L261 248V250ZM25 252V251H24ZM52 252V251H51ZM101 252V251H100ZM99 251H98V253H100ZM124 252H125V250H124ZM128 252V249L126 250V253ZM14 253V252H13ZM23 253V252H22ZM38 253V252H37ZM129 253V252H128ZM126 254V255H130V254ZM134 253V252H133ZM154 253H156V252H154ZM18 254V253H17ZM28 254V253H27ZM31 254H32V252H31ZM105 258H104V255H99L98 257L99 258H101V259H97V260H102V261H108L109 259H110V256L108 255V254H110L109 253V250H108V252L106 253L105 252ZM119 254H120V256L122 257V260L124 259L123 258V255L119 252ZM169 254V253H168ZM25 255V254H24ZM33 255V254H32ZM80 255V257H82ZM85 255V254H84ZM90 255V254H89ZM125 255V256H126ZM136 254L134 253V255H132V258L134 259V256H135ZM140 255V254H139ZM153 255V254H152ZM155 255H157V254H155ZM223 255V254H222ZM22 257V256H21ZM25 257H26V255H25ZM27 257H30V256H27ZM154 257V256H153ZM23 258V260H21L22 262H21V264H30L29 263V261L28 260H24V256L22 257ZM83 258V257H82ZM86 258H87V256H86ZM86 258H84V259H86ZM90 258V257H89ZM91 258H95L96 259V257L94 256V257H91ZM132 258L129 256V260H132ZM157 259H158V257H156ZM224 258V257H223ZM29 260L31 259V258H28ZM112 259V258H111ZM77 260H79V261H77ZM92 260V259H91ZM90 260V261H91ZM155 260V259H154ZM160 260H162V259H160ZM170 260V259H169ZM168 260V261H169ZM217 260V259H216ZM58 261H60V262H58ZM84 261V260H83ZM115 261V260H114ZM124 261V260H123ZM158 260H156V262H157ZM10 262V261H9ZM98 262H100V261H98ZM126 262V261H125ZM143 262V261H142ZM164 262H166V261H164ZM163 262V263H164ZM104 263V262H103ZM139 263V262H138ZM172 263H173V261H172ZM10 264V263H9ZM91 264H96V262L94 263H91ZM136 264V263H135ZM170 264V263H169ZM174 264V263H173Z\"/></svg>", "mask_w": 264, "mask_h": 264}]
</instances>
